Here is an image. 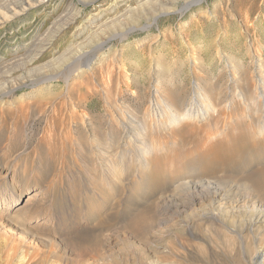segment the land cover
I'll list each match as a JSON object with an SVG mask.
<instances>
[{
  "label": "rangeland",
  "instance_id": "rangeland-1",
  "mask_svg": "<svg viewBox=\"0 0 264 264\" xmlns=\"http://www.w3.org/2000/svg\"><path fill=\"white\" fill-rule=\"evenodd\" d=\"M27 1L35 3L34 7L0 26V79L4 80L0 81V93L3 94L0 98V264H264V141L250 134V125H256L259 121L264 123V107L249 118L246 115L255 105L252 103L249 109L244 108L246 106L240 96L242 92L244 99H248L250 91L252 93L251 79L260 71L259 64H264V0H204L184 11H181L186 4L184 2L191 0H168L174 5L165 6H174L179 10L159 15L158 24L145 29L141 27L149 25L153 15L159 13L158 9L152 8L155 5L160 7L162 0ZM145 1H148L146 8L138 13L140 4ZM18 2L20 4L22 0H0L1 13L19 6ZM76 11L80 13L72 26L59 32L65 18ZM96 12L104 15V21L124 14L86 44V49H93L92 52L95 51L98 57L103 51L107 52L104 62L110 61L114 49L120 52L118 58L126 68L120 76L117 73L124 81L123 93L113 95L116 94V72L103 73L98 66L99 70H95L97 76L86 79L87 83L84 80V84L89 82L90 87L78 85L82 81L78 80L75 83L79 82L78 86L74 85L70 94L66 95L63 81L56 82L55 79L51 94L47 90L32 94L30 87H27V82L33 80L32 76H54L64 64L71 63L79 56L81 49L78 44L88 33L80 36L78 31L86 25L85 17ZM79 25L81 28L77 29ZM37 33L42 35L40 40L35 39ZM123 33L126 38L120 37ZM99 42L106 45L102 52L96 53ZM93 43L96 44L94 47ZM74 46L78 51L72 49ZM36 53L38 57L35 59ZM63 53L64 62L59 59ZM31 58H34V64L28 66ZM31 68H34L33 72L29 71ZM102 80L109 82L101 86ZM208 85L210 88H207ZM155 86L161 88L165 100H171L178 107L183 103L188 106L194 96L201 99L200 90L215 97L217 102L234 99L233 106L228 109L229 114L232 110L231 115L211 119L221 129L228 128L227 133L218 140H211L207 149L203 146L206 134L210 133L204 128L206 123L193 126L190 122L184 123L179 135L163 136L167 147L171 145L168 147L170 152L159 165L148 171L145 178L138 179L137 175L132 176V172L131 178L124 183L114 181L115 186L119 183L117 195L113 186L105 188L106 180H103L97 164L93 162L95 150L92 153L86 150L89 142L85 140L84 133L73 129L68 133L63 126L58 129L53 127V123L50 124L51 121L47 119L50 114L39 115L33 107L38 100L60 103L73 100L85 111H90L97 124L106 122L107 117L110 119V114L116 115L117 108L131 118L139 115L144 119V108L149 104ZM235 91L238 92L236 97ZM105 93H111V100L105 98ZM261 106H264L263 100ZM21 126L24 131L20 129ZM117 130L120 132L121 128ZM27 137H30L29 140ZM24 139L27 141L26 147L21 144ZM81 142L85 144L81 146ZM67 144L68 147H65ZM53 146H57V149H53ZM201 149H206V152ZM47 164L52 168L46 171ZM172 165L174 168H170ZM49 170L54 172L48 175ZM182 177L186 179L179 180ZM257 177L258 181H254ZM207 181L213 184L207 186ZM38 189L43 191L41 195L32 197ZM14 191L20 196L18 203L11 202V199H7L10 203L2 202ZM29 199L33 200L27 202ZM37 206L45 210V217L28 222V217ZM206 218H209L208 221ZM19 220L22 222L16 223Z\"/></svg>",
  "mask_w": 264,
  "mask_h": 264
},
{
  "label": "bare ground",
  "instance_id": "bare-ground-1",
  "mask_svg": "<svg viewBox=\"0 0 264 264\" xmlns=\"http://www.w3.org/2000/svg\"><path fill=\"white\" fill-rule=\"evenodd\" d=\"M10 1V0H9ZM13 1V0H12ZM121 1V0H120ZM143 1V0H141ZM156 1V0H155ZM202 1L204 0H191V1H186L184 3H186L183 7H182V10L181 11H184L188 8H190L194 3H201ZM8 2V1H7ZM38 2V1H37ZM140 2V1H139ZM161 4L160 7L159 5H155V8L153 7L152 9H158L159 13L157 15H153V18H152V21H150L151 23H149V25H145V26H140L141 28L145 29V28H148V27H151L153 25H157L158 24V18H159V15L161 14H169V13H173L175 11H178L177 9H175L176 7L174 6H165L166 4H173L171 1H168V0H162L160 1ZM45 3V2H44ZM148 1H145L143 2L142 4H140V9L138 10V13H142V11L146 8V5H147ZM179 3V2H178ZM35 3H30L29 1L27 0H22V3L18 2V5L17 7H13V8H9V9H6V13H1L0 11V26L3 24V23H6L8 21H12V20H15L17 18H19L20 16H22L23 14H25V12L27 10H30L29 8L32 6L34 7ZM71 4V3H70ZM86 4V2H85ZM160 4V3H159ZM1 5V3H0ZM12 5V3H11ZM10 5V6H11ZM75 5V4H74ZM150 5V4H149ZM174 5V4H173ZM8 6V5H7ZM14 6V5H13ZM181 6V5H180ZM179 6V7H180ZM9 7V6H8ZM70 7V6H69ZM152 7V6H151ZM159 7V8H158ZM5 8V7H3ZM75 8V7H74ZM73 8V10L75 11V9ZM77 8V7H76ZM128 9V8H127ZM126 9V10H127ZM181 9V8H180ZM77 10V9H76ZM131 10V9H130ZM71 11V10H70ZM78 11V10H77ZM74 12L72 13L71 17L69 18H65L64 20V23L63 25L61 26L60 31H62L63 29H65L66 27H68L69 25L73 24L74 21L76 20L78 14L80 12ZM81 11V10H80ZM104 11V9H103ZM102 11V12H103ZM128 11V10H127ZM135 11V10H134ZM137 11V10H136ZM135 11V12H136ZM155 11V10H154ZM66 12V11H65ZM101 12V14H103ZM153 12V11H152ZM178 13V12H177ZM68 14V12H67ZM100 13L96 12V13H93L92 15H88L87 17H85L84 19V23L86 25H84V27H82V29H80L78 31L79 35L80 36H83V35H86L87 33V36H85V39H83L79 44V49H81V53L79 54L78 57L75 58V60H73L71 58V63H66L64 64L59 70L58 74L54 75V76H51V74L48 76V75H39V76H32L33 80H30V82L28 83L27 82V87H30L31 89V93L32 94H35L37 92H43V91H46L47 90V93L49 92L50 94L53 92L52 90V86L53 85V82L55 79L56 82L57 81H63L64 85H65V91H66V95H69L71 90L73 89L74 85L78 86V85H83L84 84V80L85 82L87 80H91L93 79L95 76H97L95 73V70L98 69V66H100V68L103 69V73L106 72L107 74H111L113 71L116 72V75L117 77L116 78V83H114V85L116 84V86H114V90H116V94H113V95H121L123 93L122 91V83H124V81L121 80V78H119L120 74L123 72L124 73V70L125 69L123 68V64L122 61L120 60L119 57V51L117 49H114L115 53L113 54V56H111V59L110 61H105V58L107 56V52L103 51V53L101 54V56H96V54L94 52H92L93 49H86L88 48V46L86 45L87 43L91 42V39H93L94 37H97L101 32H103L111 23H113L114 21H116L118 18H121L122 15L124 16V14H122L120 17L119 16H113L114 18H112L110 21L108 20H103V17L104 15H99ZM120 15V14H119ZM137 15V14H136ZM135 15V17H136ZM152 15V14H151ZM134 16V15H133ZM150 16V15H149ZM132 17V16H131ZM133 18V17H132ZM137 18V17H136ZM123 19V18H122ZM149 19V18H148ZM60 20V18H59ZM63 20V19H62ZM60 20V21H62ZM125 20V19H124ZM59 21V22H60ZM138 21V20H137ZM77 22V21H76ZM126 23V22H125ZM136 23V22H135ZM140 23V21H139ZM57 25V24H56ZM72 26V25H71ZM60 27V26H58ZM81 28V25L78 26L77 29ZM55 31V30H54ZM58 32V31H57ZM119 33V32H118ZM34 34V33H33ZM46 34V33H45ZM43 34V35H45ZM77 34V33H76ZM120 34V33H119ZM75 35V34H74ZM106 35V34H105ZM33 36V35H32ZM40 36L42 35H39V33H37L36 35V38L35 39H38L40 40ZM101 36V35H100ZM99 36V37H100ZM126 35H121L120 37L124 38ZM55 37V35L53 36V38ZM106 37V36H104ZM126 38V37H125ZM42 39V37H41ZM48 39V38H47ZM45 40V39H43ZM42 40V41H43ZM100 40H103L104 39H100ZM51 41V40H49ZM106 41V40H105ZM157 41V40H156ZM155 41V42H156ZM39 42V41H37ZM97 42V41H96ZM77 43V42H76ZM95 43V42H94ZM94 43L92 44L93 47L96 45H94ZM35 44H36V41H35ZM35 44H33L35 46ZM45 44V43H44ZM42 44V45H44ZM40 45V44H39ZM75 45V44H74ZM105 45L106 43L104 42H99L97 44V52H102V50L105 48ZM17 46V45H16ZM15 46V47H16ZM51 46V45H50ZM73 46V45H72ZM90 46V45H89ZM28 48V47H27ZM45 48V47H44ZM43 48V49H44ZM111 48V47H110ZM116 48V47H115ZM16 49V48H15ZM71 49V48H70ZM72 49H76L75 46L72 48ZM30 50V49H29ZM28 50V51H29ZM38 50V49H37ZM41 50H42V46H41ZM95 50V49H94ZM255 50V49H254ZM67 51V50H66ZM69 51V50H68ZM78 51V50H77ZM123 51V50H122ZM258 51V50H257ZM15 52V51H14ZM19 52V51H18ZM37 52H40V51H37ZM75 52V51H74ZM76 53V52H75ZM18 54V53H17ZM37 54V53H36ZM35 54V55H36ZM61 54V53H60ZM72 54V53H71ZM77 54V53H76ZM123 54V53H122ZM259 54V53H258ZM22 55V54H21ZM34 55V56H35ZM65 53L62 54V56H60V60H63V62L65 61ZM67 55V53H66ZM74 55V54H73ZM17 56V55H15ZM38 57V54L35 56V59ZM69 57V56H68ZM109 58V57H108ZM1 59V58H0ZM55 59V58H54ZM260 59V58H259ZM69 60V59H67ZM230 60V59H229ZM238 60V59H237ZM258 60V59H257ZM262 60V59H261ZM28 61V59H27ZM34 62V58H31L30 59V62H28V66L30 64H32ZM264 62V61H263ZM50 63V62H49ZM230 63V61H229ZM237 63H239L237 61ZM17 64V63H16ZM34 64V63H33ZM48 64V63H47ZM240 64V63H239ZM9 65V64H8ZM8 65L7 66V69H8ZM27 65V64H26ZM38 65V64H37ZM53 65V64H52ZM58 65V64H57ZM260 71L255 74L251 80H253V84H251V89H252V93L250 91V96L248 97V99H244V96H243V93L239 92L240 93V96H242L241 98L243 99V102L245 103V106L244 108H248L250 107V105L253 103V105H255L254 107L250 108L249 109V112H248V115H246L247 117H251L252 116H255L256 114H258V111L264 107V106H261V103H262V100L264 102V69H263V65L260 63ZM4 66V65H3ZM10 66V65H9ZM35 66V65H34ZM50 66V65H49ZM231 66V65H229ZM5 67V66H4ZM33 67V66H32ZM255 67V66H254ZM15 68V67H14ZM36 68V67H35ZM43 68V66H42ZM46 68V67H45ZM44 68V69H45ZM233 68V67H232ZM245 68V67H244ZM6 69V68H5ZM50 69V68H49ZM231 69V68H230ZM1 70V69H0ZM99 70V69H98ZM239 70V69H238ZM246 70V69H245ZM248 70V69H247ZM257 70V69H256ZM4 71V70H3ZM16 71V70H15ZM30 72H33L34 71V68H31L29 70ZM38 71L40 72V70L38 69ZM43 71V70H42ZM100 71H102L100 69ZM236 71V70H235ZM234 71V72H235ZM7 72V70L5 71ZM4 72V74H6ZM10 72V71H9ZM17 72V71H16ZM54 73L56 71H53ZM240 72V71H239ZM19 73V72H18ZM35 73V72H34ZM37 73V72H36ZM44 73V72H43ZM53 73V74H54ZM102 73V74H103ZM119 76H118V74ZM122 73V74H123ZM17 74V73H16ZM101 74V73H100ZM235 74V73H233ZM242 74V73H241ZM247 74V73H246ZM24 75V74H23ZM104 75V74H103ZM115 75V76H116ZM243 75V74H242ZM13 76V75H12ZM31 75H29L30 77ZM124 76V75H123ZM127 77V75H125ZM232 76V75H231ZM236 76V75H235ZM6 77V76H5ZM25 77V76H24ZM125 77V78H126ZM11 78V77H9ZM17 78V77H16ZM31 78V77H30ZM28 78V79H30ZM112 78V77H111ZM233 78V77H232ZM239 78V77H238ZM247 78V77H246ZM15 79V78H14ZM13 79V80H14ZM19 79V78H18ZM87 79V80H86ZM97 79V80H96ZM95 80L98 81L100 80V77H99V80L98 78H96ZM107 79V78H106ZM105 79V80H106ZM113 79V78H112ZM249 79V78H248ZM3 80V79H2ZM0 79V81H2ZM12 80V79H11ZM21 80V79H20ZM24 80V79H23ZM78 80H82L80 81V84H75ZM105 80L103 81V85L105 84H108L107 82H105ZM111 80V79H110ZM125 80V79H124ZM232 80V79H231ZM239 80V79H238ZM241 80V79H240ZM244 80V79H242ZM241 80V81H242ZM247 80V79H246ZM4 81V80H3ZM16 81V79L14 80ZM26 81V80H25ZM94 81V80H93ZM101 81V80H100ZM245 81V80H244ZM8 82V81H7ZM22 82V81H21ZM251 82V81H250ZM2 83V82H1ZM9 83V82H8ZM13 83V81H12ZM87 83V82H86ZM84 84V85H88V84ZM113 82H111L112 84ZM159 83V82H158ZM240 83V81H239ZM243 83V82H242ZM249 83V81H248ZM11 84V82H10ZM17 84V83H16ZM22 84V83H21ZM101 84V82L99 83ZM203 84V83H202ZM5 85V84H4ZM3 85V86H4ZM18 85V84H17ZM60 85V83H59ZM98 85V84H97ZM96 85V86H97ZM126 85V84H125ZM161 85V84H160ZM165 85V84H163ZM201 85V84H200ZM227 85V84H226ZM234 85V84H233ZM237 85V84H236ZM240 85V84H238ZM6 86V85H5ZM4 86V87H5ZM20 86V85H19ZM89 86V85H88ZM87 86V87H88ZM99 86V85H98ZM109 86V85H107ZM106 86V87H107ZM130 86V84H129ZM167 86V85H166ZM205 86V85H204ZM1 87V86H0ZM8 88V86H6ZM23 87V85H22ZM57 87V85H56ZM86 87V88H87ZM90 87V86H89ZM93 87V86H92ZM100 87V86H99ZM97 88V90L99 91L100 88ZM127 87V86H126ZM200 87V86H199ZM216 87V86H215ZM225 87V86H224ZM232 87V86H231ZM238 87V86H237ZM6 88V89H7ZM61 88V87H60ZM84 88V87H83ZM111 88V87H110ZM205 88V87H204ZM203 88V89H204ZM207 88H210L209 85ZM239 88V87H238ZM11 89V88H10ZM12 89H15V88H12ZM11 89V90H12ZM17 89V88H16ZM77 89V88H76ZM81 89V88H80ZM104 88H102L103 90ZM125 89V87L123 88ZM202 89V88H201ZM223 89V88H222ZM245 89V88H244ZM11 90H8V91H11ZM78 90V89H77ZM84 90V89H83ZM93 90V88H92ZM107 90V89H106ZM205 90V89H204ZM232 90V89H231ZM236 90V89H235ZM243 90V89H242ZM4 91V90H3ZM80 91V90H79ZM78 91V92H79ZM86 91V89H85ZM89 91V89H88ZM110 91V90H109ZM225 91V90H224ZM230 91V90H229ZM241 91V90H240ZM245 91V90H244ZM243 91V92H244ZM56 92V91H55ZM81 92V91H80ZM79 92V93H80ZM83 92V91H82ZM104 92V91H103ZM126 92V91H125ZM16 93V92H15ZM30 93V94H31ZM87 93V92H86ZM98 93V92H97ZM96 93V94H97ZM109 93V92H108ZM226 93V92H225ZM41 94V93H40ZM44 94V93H42ZM73 94V93H72ZM77 95V93H75ZM94 94V93H93ZM99 94V93H98ZM125 94V93H124ZM238 94L237 91H235V97L236 95ZM3 94L0 93V98L2 97ZM38 95V94H37ZM54 95V94H53ZM52 95V97H53ZM111 95V93H110ZM109 94L105 93V98L106 99H109L111 96ZM112 95V96H113ZM132 95V94H131ZM169 95V94H168ZM172 95V94H171ZM197 95V94H196ZM201 97V99H197L196 96L192 97L191 101L188 102V106L187 104L183 103L182 105L180 104L179 107L178 105H176L174 102H168V100H165V98L163 97V95L161 94V88H159V86H155L154 89H153V95L151 96V99L149 104L144 108V112H143V118L144 119H141L140 117L138 116H135L134 118H131L130 116L128 115H125L122 111L120 112L119 111V108H117L116 110V115H112L110 114V119L109 117H107V121L103 122V121H100L99 124L96 123V120H95V116L94 115H91L90 111H85L86 109H82V107L76 103V101L74 102L73 100H69L68 103H60L59 101L58 102H53V101H41V100H38L34 103V101H32L34 104H33V107L35 108L34 111H37L39 113V115H46L45 113H49V115H47V119L50 120V124L53 123V127L55 128H59L63 126L64 129H67L68 130V133L69 131H71L72 129L73 130H79L80 133H84V135L86 136L85 140L87 139V141L89 142V144L87 145V147H89L88 149H86L87 151H89L90 153L93 152V150H95V152L93 153L95 155V160L93 162H95L101 172L100 175H102L101 177L103 178V180L105 179L106 180V183H104L105 185V188H110L112 187V189H116V195H117V192L119 191V183H117V185L115 186L114 185V181H118V182H125L128 178H131L129 177L130 174L133 172L134 174L132 176H136L138 177V179H141V177L145 178V176H147L148 174V171L152 169L153 166H157L161 163V160L162 159H165L166 156L168 155V153L170 152V149L167 147V143H165V141H163V136H168L170 137H173L174 135L177 136V134L179 135V130H181V127L183 126L184 123L186 122H190L191 124L190 125H198L200 123H203L205 122L206 123V127H204L205 129L207 130H210V133L206 134V137H205V142L203 144L204 147H210L209 144L211 143L210 141L213 140V139H217L221 136H224L226 133H227V130L228 128H223L221 129L218 124L216 122L215 125L212 123L211 119L212 117L214 116H221V117H225L227 114H229V110L228 109H231L230 107H232L233 103L232 99L228 100L226 99L227 101L223 100L222 102H217L216 99H214L211 95H209L208 93L206 92H202L200 90V94H199ZM233 95V93H232ZM12 96V95H11ZM29 96V95H28ZM51 96V95H50ZM58 96V95H57ZM56 96V97H57ZM72 96V95H71ZM96 96V95H95ZM101 96V94H100ZM99 96V98H100ZM216 96V95H215ZM13 97V96H12ZM32 97V95H31ZM48 97V96H47ZM55 97V96H54ZM62 97V96H61ZM70 97V96H69ZM78 97V96H77ZM83 97V95H82ZM94 97V96H93ZM140 97V96H139ZM171 97V96H170ZM176 97V96H175ZM217 97V96H216ZM220 97V96H219ZM5 98V96H4ZM25 98V97H24ZM27 98V97H26ZM30 98V97H29ZM70 98H73V97H70ZM80 98V97H79ZM86 98V97H85ZM104 98V96H103ZM112 98V97H111ZM110 98V100H111ZM138 98V97H137ZM136 98V99H137ZM149 98V97H148ZM174 98V97H173ZM171 98V99H173ZM185 98V97H184ZM246 98V97H245ZM42 99V98H41ZM55 99V98H53ZM83 99V98H82ZM122 99V98H121ZM120 99V100H121ZM176 99V98H174ZM173 99V100H174ZM224 99V98H223ZM8 100H9V97H8ZM35 100V99H34ZM50 100V99H48ZM68 100V99H67ZM81 100V99H80ZM113 100V99H112ZM119 100V101H120ZM142 100V99H141ZM185 100V99H184ZM183 100V101H184ZM4 101V100H3ZM15 101V100H14ZM61 101V100H60ZM105 101V100H103ZM109 101V100H108ZM148 101V100H147ZM258 102L260 105H257ZM89 102V101H88ZM111 102V101H110ZM113 102V101H112ZM121 102V101H120ZM123 102V101H122ZM139 102V101H138ZM179 102V101H178ZM28 103V102H27ZM25 103V104H27ZM117 103V102H116ZM143 103V102H142ZM238 103V101L236 102ZM15 104V103H14ZM21 104V103H20ZM110 104V103H109ZM115 104V103H114ZM122 104V103H121ZM120 104V105H121ZM140 104V103H139ZM28 105V104H27ZM83 105V103H82ZM112 105V103H111ZM19 106V105H18ZM85 106V105H84ZM122 106V105H121ZM181 106V107H180ZM110 107V106H109ZM144 107V105H143ZM16 108V107H15ZM24 108V107H22ZM29 108V107H27ZM84 108V107H83ZM87 108V107H86ZM91 108V107H90ZM113 108V107H111ZM116 108V106H115ZM132 108V107H131ZM19 109V108H18ZM25 109V108H24ZM108 109V108H107ZM123 109V108H122ZM125 109V108H124ZM23 110V109H22ZM27 110V109H26ZM91 110V109H90ZM98 110V109H97ZM105 110V109H104ZM244 110V109H243ZM33 111V110H32ZM108 111V110H107ZM124 111V110H123ZM131 112V110H128ZM133 111V110H132ZM231 111V114H232V110ZM239 111V110H237ZM263 111V110H262ZM8 112V111H7ZM20 112V111H18ZM23 112V111H22ZM31 112V111H30ZM92 112V111H91ZM112 112V111H111ZM15 113V112H14ZM34 113V112H33ZM101 113V112H100ZM128 113V112H127ZM239 113V112H238ZM18 114V113H17ZM35 114V113H34ZM107 114V113H106ZM134 114V113H133ZM137 114V113H136ZM142 114V112H141ZM229 114V115H231ZM22 115V113L20 114ZM28 115L29 112H28ZM33 115V114H32ZM38 115V114H37ZM36 115V117H37ZM97 115V114H95ZM102 115V114H101ZM131 115V114H130ZM134 116V115H133ZM24 117V115H23ZM26 117V116H25ZM24 117V118H25ZM32 117V116H31ZM45 117V116H44ZM98 117V115H97ZM130 117V119H129ZM142 117V116H141ZM21 118V116H20ZM33 118V117H32ZM41 118V117H39ZM140 118V119H139ZM257 118V117H256ZM11 119V118H10ZM27 119V118H26ZM35 119V117H34ZM33 119V120H34ZM97 119V118H96ZM254 119V118H253ZM259 119V118H258ZM20 120V119H19ZM42 121V119H40ZM105 120V119H104ZM220 120V119H219ZM240 120V119H239ZM16 121V120H15ZM36 121V120H34ZM44 121V120H43ZM98 121V120H97ZM247 121V120H246ZM257 121V120H256ZM21 122V120L19 121ZM37 122V121H36ZM47 122V121H46ZM218 122V121H217ZM38 123V122H37ZM224 123V121H223ZM231 123V122H230ZM29 124V123H28ZM40 124V123H39ZM44 124V123H43ZM47 124V123H46ZM188 124V123H187ZM20 125V124H19ZM26 125V123H25ZM205 125V124H204ZM225 125V124H224ZM49 126V125H48ZM188 127V125H185V127ZM237 126V125H236ZM25 127V126H24ZM27 127V126H26ZM50 127V126H49ZM137 128L136 130H134V128ZM184 127V126H183ZM186 127V128H187ZM191 126H189L190 128ZM241 127V126H240ZM10 128V127H9ZM118 128H121L120 132H118ZM195 128V127H194ZM198 128V127H197ZM230 128V126H229ZM17 129V128H16ZM22 126H21V128ZM26 129V128H25ZM34 129V128H33ZM110 132L113 131V134H110ZM29 130V129H28ZM38 130V129H37ZM66 130V131H67ZM183 130V129H182ZM185 130V129H184ZM238 130V129H237ZM18 131V130H17ZM16 131V133H17ZM24 131V130H23ZM32 131V130H31ZM35 131V130H34ZM39 131V130H38ZM47 131V130H46ZM45 131V132H46ZM51 131V129H50ZM65 131V130H64ZM63 131V132H64ZM187 131V129H186ZM189 131V130H188ZM192 131V129H191ZM232 131V129H231ZM15 132V131H14ZM19 132V131H18ZM21 132V131H20ZM26 132V131H25ZM33 132V131H32ZM43 132V131H42ZM41 132V134H42ZM49 132V131H48ZM47 132V133H48ZM60 132V131H59ZM57 132V133H59ZM72 132V131H71ZM183 132V131H182ZM24 132H22L23 134ZM31 133V132H29ZM199 133V132H198ZM19 135L21 133H18ZM79 134V133H77ZM230 134V133H229ZM233 134V133H232ZM250 134L253 135V136H256L257 139H260V141H264V123H259L257 124L256 122V125H250ZM31 135V134H30ZM35 135H37L35 133ZM39 135V133H38ZM46 135V133H45ZM57 135V134H56ZM55 135V136H56ZM83 135V136H84ZM109 135V136H108ZM181 135V134H180ZM187 135V134H185ZM184 135V136H185ZM231 135V134H230ZM8 136V135H7ZM33 136V135H32ZM234 136V135H232ZM1 137V136H0ZM17 137V136H16ZM23 137V135H22ZM43 137V136H42ZM62 137V136H61ZM67 138V136H65ZM167 137V138H168ZM188 137V136H187ZM230 137V136H229ZM7 138V137H6ZM24 138V137H23ZM28 138V137H27ZM30 138V137H29ZM29 138L27 140H29ZM32 138V137H31ZM69 138V137H68ZM79 138V137H78ZM176 138V137H175ZM183 138V137H181ZM190 138V137H189ZM17 139V138H16ZM26 139V138H25ZM22 140V143L21 144H24L25 147H26V140ZM34 139V138H32ZM60 139V138H59ZM83 139V138H81ZM173 139V138H172ZM229 139V138H228ZM234 139V138H233ZM255 139V137H254ZM3 140V139H1ZM17 140H21V139H17ZM40 140V139H39ZM64 140V139H63ZM72 140V138H71ZM84 140V141H85ZM167 140V139H166ZM193 140V139H192ZM36 141V140H35ZM45 141V140H44ZM49 141V140H48ZM59 141V140H58ZM179 141V140H178ZM188 141V140H187ZM20 142V141H19ZM69 142V140H68ZM181 142V140H180ZM4 142L2 141L1 144H3ZM14 143V142H13ZM17 143V142H16ZM16 143L14 145H16ZM64 143V142H63ZM67 143V142H66ZM70 143V142H69ZM68 143V144H69ZM82 143V142H81ZM170 143V142H169ZM10 144H12L10 142ZM20 144V145H21ZM37 144V143H36ZM44 144V143H43ZM51 144L53 145V143L51 142ZM55 144V143H54ZM60 144V143H59ZM58 144V146H59ZM68 144L67 146L65 145V147H68ZM80 144V143H78ZM85 143L83 142L81 146H83ZM174 144V143H173ZM18 145V144H17ZM16 145V146H17ZM24 145L21 147H24ZM61 145V144H60ZM213 145V144H212ZM12 146V145H11ZM35 146V145H34ZM49 146V144H48ZM64 146V145H63ZM201 147V145H199ZM3 147V146H2ZM29 147V146H28ZM37 147V146H36ZM40 147V146H39ZM55 146H53V149H54ZM57 147V146H56ZM55 147V148H56ZM80 147V146H79ZM86 147V146H85ZM16 148V147H15ZM19 148V147H18ZM38 148V147H37ZM45 148V147H44ZM177 148V147H176ZM5 149V148H4ZM34 149V148H33ZM57 149V148H56ZM211 149V148H210ZM36 150V149H34ZM33 150V151H34ZM69 150V149H68ZM74 150V148H73ZM85 150V151H86ZM202 150V149H201ZM200 150V151H201ZM205 150L206 152V149H203ZM202 150V151H203ZM31 151V150H30ZM72 151V150H70ZM76 151V150H75ZM84 151V152H85ZM190 151V150H189ZM25 152V151H24ZM22 153V152H21ZM29 153V152H28ZM43 153V152H41ZM79 153V152H78ZM52 154V153H50ZM67 154V153H66ZM72 154V152H71ZM200 154V152H199ZM198 154V156H199ZM207 154H209L207 152ZM57 155V153H56ZM184 155V154H183ZM4 156V155H3ZM29 156V155H28ZM54 156V155H53ZM91 156V155H90ZM185 156V155H184ZM31 157V155L29 156ZM41 157V156H40ZM65 157V156H64ZM83 157V156H81ZM180 157V156H179ZM13 158V157H12ZM24 158V157H23ZM56 158V156H55ZM54 158V160H56ZM91 158V157H90ZM93 158V157H92ZM169 158V157H168ZM172 158V157H171ZM21 159V158H20ZM59 159V158H58ZM65 159V158H64ZM68 159V158H67ZM66 159V160H67ZM39 160V159H38ZM42 160V159H41ZM51 160V159H50ZM72 160V159H71ZM70 160V161H71ZM92 160V159H91ZM64 161V160H63ZM73 161H76V160H73ZM169 161V159L167 160ZM171 161V160H170ZM179 161V160H178ZM186 161V160H184ZM55 162V161H53ZM56 162H59V161H56ZM68 161H66L67 163ZM81 162V161H80ZM11 163V162H10ZM22 163V162H21ZM40 163V162H39ZM86 163H88L86 161ZM92 163V162H91ZM186 163V162H185ZM43 164V163H42ZM56 164V163H55ZM54 164V165H55ZM68 164V163H67ZM66 164V165H67ZM48 165V164H47ZM181 165H184V163H182ZM20 166V165H19ZM56 166V165H55ZM63 166V165H62ZM91 166V165H90ZM89 166V167H90ZM28 167V166H27ZM48 168L46 169V171L48 169H51L52 166L49 164L47 166ZM67 167V166H66ZM85 167V165H84ZM93 167V166H92ZM170 168H174L173 165L170 166ZM185 168V167H184ZM38 169V168H37ZM86 169V168H85ZM183 169V168H182ZM181 169V170H182ZM54 170V169H53ZM56 170V169H55ZM54 170V171H55ZM88 170V169H86ZM176 170V169H175ZM178 170V168H177ZM37 171V170H36ZM54 171H50L49 170V173H47L48 175L49 174H52V172ZM62 171V170H61ZM152 171V170H151ZM39 172V171H38ZM45 172V171H44ZM172 172V171H171ZM90 173V172H89ZM93 173V172H92ZM151 173V172H150ZM141 174V175H140ZM256 174V173H255ZM46 175V174H45ZM90 175V174H89ZM95 175V174H94ZM93 175V176H94ZM176 175V174H175ZM41 176V175H40ZM52 176V175H51ZM253 176V175H252ZM42 177V176H41ZM95 177V176H94ZM153 177V176H152ZM46 178V177H45ZM49 178V177H48ZM86 178V177H85ZM88 178V177H87ZM142 178V179H143ZM31 179V178H30ZM57 179V178H56ZM59 179V178H58ZM57 179V180H58ZM96 179V178H95ZM150 179V178H149ZM173 179V178H172ZM175 179V178H174ZM183 179H186V177H182L180 178L179 180H183ZM257 179H259V177H257L256 179H254V181H258ZM43 180V179H42ZM50 180V178H49ZM49 180L47 182H49ZM129 180V179H128ZM145 180V179H143ZM178 180V181H179ZM215 180V179H214ZM233 180V179H232ZM231 180V181H232ZM85 181V180H84ZM87 181V180H86ZM140 181V180H139ZM177 181V182H178ZM203 181V180H202ZM45 182V181H44ZM96 182V181H94ZM123 182V183H124ZM128 182V181H127ZM208 182V181H207ZM218 182V181H217ZM253 182V180H252ZM46 183V182H45ZM54 183V182H53ZM90 183V181L88 182ZM135 183V182H134ZM48 184V183H47ZM92 184V183H91ZM90 184V185H91ZM96 184V183H95ZM121 184V183H120ZM175 184V183H174ZM184 184V183H183ZM211 182H208L207 183V186H210ZM220 184V183H219ZM246 184V183H245ZM249 184V183H248ZM46 185V184H44ZM43 185V186H44ZM195 185V184H194ZM204 185V183H203ZM42 186V185H41ZM53 186H56V185H53ZM96 186V185H95ZM184 186V185H183ZM183 186H180V187H183ZM204 189H206V187ZM215 186V185H214ZM37 187V186H36ZM45 187V186H44ZM52 187V186H51ZM99 187V186H98ZM187 187V185H186ZM199 187V186H197ZM201 187V186H200ZM216 187V186H215ZM218 187V186H217ZM48 188V187H47ZM54 188V187H53ZM121 188V187H120ZM102 189V188H101ZM111 189V190H112ZM183 189V188H182ZM189 189V188H188ZM192 189V188H191ZM194 189V188H193ZM197 189V188H196ZM208 189V188H207ZM210 189V188H209ZM124 190V189H123ZM177 190V189H176ZM22 191V190H21ZM47 191V190H46ZM99 191V188L98 190ZM104 191V190H103ZM102 191V192H103ZM114 191V190H113ZM193 191V190H192ZM43 191L41 189H38V190H35L33 192V194L31 195L32 197L36 198L39 194L41 195ZM219 191H217L218 193ZM19 193V191H18ZM50 193V192H49ZM52 193V192H51ZM57 193V192H56ZM101 193V192H100ZM104 193V192H103ZM2 194V193H1ZM14 194L15 197H14ZM53 194V193H52ZM6 195V194H5ZM47 195V194H46ZM105 195V194H103ZM114 195V194H113ZM47 197V196H46ZM30 198V197H29ZM45 198V196L43 197ZM43 198L41 200H43ZM7 199H11L13 201H15V204L18 203L19 199H20V196L18 195L17 196V192H13L12 194H9V197L2 200V202H7V203H10L8 202ZM33 199H29V201L27 202H31ZM37 200V199H36ZM129 200V199H127ZM38 202L40 200H37ZM45 201V200H44ZM130 201V200H129ZM26 202V204H27ZM51 202V201H50ZM122 202V201H121ZM33 203V202H32ZM37 203V202H36ZM95 203V202H93ZM24 205V204H23ZM31 205V204H30ZM30 205H27L26 207L30 206ZM44 205V204H43ZM120 205V204H119ZM123 205V204H122ZM127 205H128V202H127ZM126 205V206H127ZM130 205V204H129ZM45 206V205H44ZM48 206V204H47ZM125 206V208H126ZM46 207V206H45ZM129 207V206H128ZM137 207V206H136ZM23 208V207H22ZM51 208V207H50ZM130 208V207H129ZM141 208V207H140ZM18 209V208H17ZM25 209V208H24ZM48 209V208H47ZM127 210V209H126ZM19 210H17L18 212ZM24 211V210H23ZM22 211V212H23ZM33 211V210H32ZM31 211V212H32ZM50 211V210H49ZM131 211V210H129ZM164 211V210H163ZM162 211V212H163ZM214 211V210H213ZM217 211V210H216ZM45 210L42 209V207H38L35 209L34 208V212L32 215H30L28 217L29 221L28 222H33L35 220H39L40 217H45L46 213H44ZM26 213V212H24ZM135 213V212H134ZM142 213V212H141ZM145 213V212H144ZM205 213V212H204ZM22 214V213H21ZM28 214V213H27ZM143 214V213H142ZM171 214V213H170ZM16 215V214H14ZM133 215V214H132ZM131 215V216H132ZM137 215V213H136ZM148 215V214H147ZM166 215V214H165ZM211 215V214H210ZM209 215V216H210ZM21 216V215H20ZM134 216V215H133ZM144 216V215H143ZM204 216V215H203ZM14 217V216H13ZM11 217V218H13ZM18 216L14 217V218H17ZM23 217V216H22ZM125 217V216H124ZM127 217V216H126ZM133 218V217H132ZM204 218V217H203ZM207 219V218H206ZM209 219V218H208ZM207 219V221H208ZM14 220V219H13ZM12 221V220H11ZM21 220H19V222L16 221V223H20ZM140 221V220H139ZM22 222V221H21ZM103 222V221H102ZM142 222V221H140ZM139 222V223H140ZM214 224L215 221H213ZM217 222V221H216ZM138 223V224H139ZM144 223V222H143ZM161 223V222H160ZM165 223V222H164ZM23 224V223H21ZM142 224V223H140ZM163 225V224H162ZM22 226V225H21ZM130 226V225H129ZM217 226V225H216ZM138 227V226H137ZM143 227V226H142ZM214 228V227H213ZM212 228V229H213ZM219 228V227H218ZM45 229V227H44ZM142 229V228H141ZM216 229V228H215ZM27 230V229H26ZM135 230V229H134ZM219 230V229H218ZM217 230V231H218ZM184 246V244H183ZM186 249V248H185ZM173 252V250H172Z\"/></svg>",
  "mask_w": 264,
  "mask_h": 264
}]
</instances>
